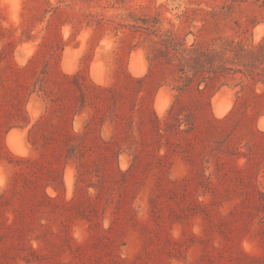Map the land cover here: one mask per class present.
I'll return each instance as SVG.
<instances>
[{"label":"rangeland","instance_id":"rangeland-1","mask_svg":"<svg viewBox=\"0 0 264 264\" xmlns=\"http://www.w3.org/2000/svg\"><path fill=\"white\" fill-rule=\"evenodd\" d=\"M211 10L264 40V0H0V264H264V113L146 75Z\"/></svg>","mask_w":264,"mask_h":264},{"label":"trees","instance_id":"trees-1","mask_svg":"<svg viewBox=\"0 0 264 264\" xmlns=\"http://www.w3.org/2000/svg\"><path fill=\"white\" fill-rule=\"evenodd\" d=\"M224 14L221 10L206 11L202 18L206 35L200 33L189 46L171 32L158 34L154 29L143 27L149 35L158 36L149 49L150 66L146 75L153 73L154 65H162L173 80L180 82L178 89L195 87L200 93L234 81L254 99L252 113H264V40L247 44L221 35L219 20ZM257 84H261L260 91L255 90ZM240 99L243 95L237 93L236 101ZM167 117L177 118L173 108L169 109ZM185 117L190 124L189 115ZM68 151L76 155L75 146L70 145Z\"/></svg>","mask_w":264,"mask_h":264},{"label":"bare ground","instance_id":"bare-ground-1","mask_svg":"<svg viewBox=\"0 0 264 264\" xmlns=\"http://www.w3.org/2000/svg\"><path fill=\"white\" fill-rule=\"evenodd\" d=\"M133 67H134V66H133ZM158 95H159V94H158ZM158 95H157V96H158ZM159 96H160V95H159ZM159 96H158V97H159ZM155 99L157 100V98H155ZM159 99H160V97H159ZM161 100H162V99H161ZM215 100H216V97H215ZM216 101H217V100H216ZM216 101H215V102H216ZM156 102H157V101H156ZM162 102H163V101H162ZM213 102H214V100H213ZM215 102H214V104H216ZM160 103H161V102H160ZM218 103H219V102H218ZM157 104L159 105V100H158ZM157 104H156V105H157ZM160 105H162V104H160ZM160 107H161V106H160ZM157 108L160 109L159 106H158ZM162 108H163V107H162ZM223 108H224V107H223ZM160 110H161V109H160ZM213 111H214V110H213ZM159 112H160V111H159ZM218 112H219V111H218ZM262 118H263V119H262ZM262 118L259 119L260 124H263V123H264V117H262ZM14 134H15V133H14ZM10 135H13L12 132L9 133V136H10ZM10 139H11V137H10ZM69 177H70V176H69Z\"/></svg>","mask_w":264,"mask_h":264}]
</instances>
